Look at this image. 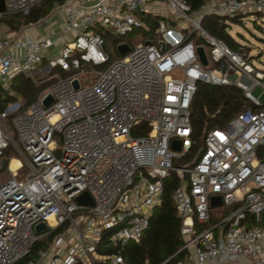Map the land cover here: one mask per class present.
Masks as SVG:
<instances>
[{"label": "built area", "instance_id": "built-area-1", "mask_svg": "<svg viewBox=\"0 0 264 264\" xmlns=\"http://www.w3.org/2000/svg\"><path fill=\"white\" fill-rule=\"evenodd\" d=\"M40 1L4 0L0 19L29 16ZM168 11L186 25L166 22ZM52 13L63 15L56 41L31 36L24 21L16 34L0 36V166L10 148L18 156L7 159L12 177L0 185V264L20 262L45 237L38 262L28 264H125V248L141 241L173 174L183 241L176 264H264V102L253 95L264 91V71L203 27L208 15L264 13V0H209L197 10L183 0H67ZM151 14L164 18L155 38L117 43L118 53L122 44L130 51L111 61L104 35L144 29ZM108 64L83 87V67ZM38 73L54 82L32 104L5 101L18 76L36 82ZM200 83L236 87L251 107L207 131L193 153ZM83 193L93 205L77 201ZM215 197L221 204L213 207ZM42 222L48 229L38 233Z\"/></svg>", "mask_w": 264, "mask_h": 264}, {"label": "trees", "instance_id": "trees-1", "mask_svg": "<svg viewBox=\"0 0 264 264\" xmlns=\"http://www.w3.org/2000/svg\"><path fill=\"white\" fill-rule=\"evenodd\" d=\"M65 1L66 0H41L34 6L29 16H5L0 19V22L6 24L11 29H17L23 21L25 23H36L46 18L51 13L56 3H63ZM183 1L187 2L192 10H197L209 0ZM238 16L228 18L208 15L203 20V27L212 36L224 41L231 50L245 55L249 50H245V48H243V46H241L228 32L230 22L243 23V19ZM143 19L145 22L152 21L156 26L158 25V22L152 20L151 16H144ZM104 36L106 40V50L112 61V55L107 49V42L117 44L121 41L110 32H107ZM197 43L203 44L204 42L198 39ZM55 73H60V71L54 70L53 74ZM61 73L65 76L72 74V72ZM22 78L24 77L18 76L15 79V83L17 80H23V82H21L20 85H18L19 83L16 85L17 90L14 97H8L5 101L20 97L24 105L29 106L37 99L38 95L43 90L54 82L53 80H48L43 83L42 79L34 82ZM2 106L3 103L0 102V109L3 108ZM250 107L251 105L245 98L243 91L236 87H218L200 83L191 106V122L194 138L197 141L193 153H195L202 144V139L207 131L214 128L225 127L233 116ZM16 156L17 153L13 148H10L5 153L7 159ZM191 156L193 157V155ZM187 160H190V157L187 158ZM178 182L179 177L177 174H173L170 178L165 180L163 203L155 210L150 226L142 236L141 241L139 243H130L125 248L123 253L125 264H176V262L182 259V255H176L182 248L183 241L180 235L181 219L178 216L173 200V194L178 186ZM41 245L42 243L37 244L31 255L16 264H28L32 257L37 254Z\"/></svg>", "mask_w": 264, "mask_h": 264}, {"label": "rangeland", "instance_id": "rangeland-1", "mask_svg": "<svg viewBox=\"0 0 264 264\" xmlns=\"http://www.w3.org/2000/svg\"><path fill=\"white\" fill-rule=\"evenodd\" d=\"M156 8H160V6H156ZM164 18H158V15H146L151 16L152 20H156L157 22L161 19H164L166 22L172 21L175 22L178 26L183 27L186 25V22L182 19H178L177 15L171 11L166 12ZM196 17V16H195ZM243 19V23L241 22H230L228 32L231 34V36L241 45L245 50H249V52L245 53V58L247 62L251 63L256 68L264 71V13L259 14H243L238 16ZM239 19V18H238ZM144 20V19H143ZM4 23L0 22V26ZM144 29H137L133 33L128 34L124 37H117L120 39V41H126L129 43L132 47H135L138 44L145 43L147 40H152L155 38V30L157 28L156 24L152 21L145 22L144 20ZM156 27V28H155ZM192 28L190 26L189 31L191 32ZM196 35H198L196 33ZM107 49L109 50L110 54L112 55V61H115L119 58H121V55L116 51V44L108 43L107 42ZM248 53V54H247ZM108 65L102 66V67H89L85 66L83 67V70L85 71L83 74H79V78L81 79L82 85L84 88L89 87L90 85H93L97 81V73L104 72ZM214 65L213 63L209 66L210 69H213ZM60 71V70H59ZM60 74L62 77H66L63 75V73ZM77 72H80L78 70ZM214 72L221 76V72L218 70H214ZM65 73V72H64ZM43 77V73L36 74L35 80L39 81ZM24 79V78H22ZM23 80H17L16 83H14V86L12 88V92L15 93L17 90V84L20 85ZM253 95L255 97H259L262 102H264V91L262 88H257L253 91ZM10 133L13 136H16L14 129L12 126H9ZM59 145H62L61 141H58ZM18 157V156H17ZM11 173L6 168L3 172H0V185L3 183H6L11 179ZM216 221L213 220L210 225H207L206 227L212 226ZM49 241V237L43 238L38 244L42 243L39 250L43 247V244L45 242ZM38 250V251H39ZM36 254L32 257V262H38L39 257Z\"/></svg>", "mask_w": 264, "mask_h": 264}, {"label": "crops", "instance_id": "crops-1", "mask_svg": "<svg viewBox=\"0 0 264 264\" xmlns=\"http://www.w3.org/2000/svg\"><path fill=\"white\" fill-rule=\"evenodd\" d=\"M67 1V0H66ZM65 1V2H66ZM63 22V15L61 13H51L44 19L32 24L28 33L33 37H50L52 40L56 41L57 36L62 34L61 24ZM17 29H11L6 24L0 26V36L4 37L7 35H14L17 33ZM58 47L55 48L51 54H58Z\"/></svg>", "mask_w": 264, "mask_h": 264}, {"label": "water", "instance_id": "water-1", "mask_svg": "<svg viewBox=\"0 0 264 264\" xmlns=\"http://www.w3.org/2000/svg\"><path fill=\"white\" fill-rule=\"evenodd\" d=\"M5 9L6 8H5L4 0H0V12H4ZM147 44H149V42H147ZM118 51L121 56H125L130 51V46H128L127 44H122L121 46H119ZM198 54L203 65L208 66V59L206 57V53L203 47L198 48ZM74 86L76 89H80V84L78 80L74 82ZM52 102H53V98L49 96L45 101V105L49 106ZM180 147H181V143L179 141H175L174 149L179 150ZM7 165H8L7 159H3L0 166V172H3L7 168ZM77 201L81 204L93 205V200L88 193H83L81 196L77 198ZM220 204H221V199L219 197H215L212 199L213 207L219 206ZM35 229L38 233H42L46 231L48 227L46 226V223L42 222L38 224Z\"/></svg>", "mask_w": 264, "mask_h": 264}, {"label": "bare ground", "instance_id": "bare-ground-1", "mask_svg": "<svg viewBox=\"0 0 264 264\" xmlns=\"http://www.w3.org/2000/svg\"><path fill=\"white\" fill-rule=\"evenodd\" d=\"M19 166H20L19 161L16 160V159H14V160L12 161V169L15 170V169H17Z\"/></svg>", "mask_w": 264, "mask_h": 264}]
</instances>
